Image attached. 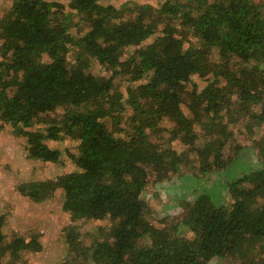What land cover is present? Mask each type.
<instances>
[{
    "label": "trees",
    "instance_id": "1",
    "mask_svg": "<svg viewBox=\"0 0 264 264\" xmlns=\"http://www.w3.org/2000/svg\"><path fill=\"white\" fill-rule=\"evenodd\" d=\"M243 119L250 132L264 124V0H11L0 18V122L26 137L30 158L75 165L18 192H60L73 222L110 224L89 245L67 225L62 264H264V133L254 139L261 166L245 168L257 160L232 145ZM171 175H185L193 199L179 222L156 226L145 192ZM216 182L213 200L205 187ZM3 224L0 215V264L40 251L34 234L6 241Z\"/></svg>",
    "mask_w": 264,
    "mask_h": 264
},
{
    "label": "rangeland",
    "instance_id": "2",
    "mask_svg": "<svg viewBox=\"0 0 264 264\" xmlns=\"http://www.w3.org/2000/svg\"><path fill=\"white\" fill-rule=\"evenodd\" d=\"M56 1L67 4L69 0ZM255 1L259 2L263 0ZM10 3L11 0H0V18L7 12ZM104 3L112 4L117 8L121 7L122 4H128V6L149 4L157 7L160 4V0H104ZM72 31L79 35L82 33L83 28L80 27V30L73 28ZM93 72L101 75H109V72L100 70L97 64L94 65ZM193 80L199 86L204 85V81L198 76H194ZM119 84L120 90L125 94L126 82L121 81ZM129 115V109H127L124 113V119L126 120ZM246 123L252 124L247 119H243L232 125L234 131L232 145L240 142L247 148L245 149V154L250 157L252 156V158L255 157L257 162L255 160L241 162L245 168L246 166L253 168L257 164L260 165L256 157L258 147L254 143V139L259 140L260 136L264 133V124H261V126L253 125V130L251 131L253 134H251L247 128L243 127ZM68 139L64 140V144L59 145V147L69 146L74 143ZM49 144L53 146L51 142ZM174 146L179 147L177 143ZM74 151L75 149H72V152ZM225 152L226 150H224V154ZM190 160L193 161V168L194 164L196 165V160ZM74 169L75 165L71 159H65V164L60 165L47 164V162L44 163L30 158L26 150V137L15 135L10 125L0 122V215H3L4 219L3 232L5 234V240H12L16 235L30 237L34 234L42 245L38 252L23 253L16 264H62L67 258L68 246L65 242L64 232L66 230L64 228L69 224L77 225L79 239L85 245H89L95 237L99 236V238H103L101 235L104 234L103 230L109 229L110 224L106 219L94 221L77 220L73 222L69 214L62 209L60 192L55 193L51 198L44 201H34L32 198L20 194L17 190V185L21 182L53 179L63 172L65 173ZM229 169V172L225 171L218 175H222L221 178L225 179L233 173V170L235 171L236 166L232 163ZM199 174L202 175L200 172ZM184 176L177 179L176 175H171L168 179H163L156 184L154 182L150 183L148 190L145 192V197L151 208L150 220L154 225L164 226L171 223L174 224L182 218L186 201L189 202L193 199L191 190L183 188L182 181ZM197 180L198 178H191L188 186L197 185ZM201 183H203L202 180H199V188L202 187ZM218 183L221 184V182H216L215 184H207L205 187L206 189L210 186L209 191L212 194L213 200L212 189L217 191L218 188H221ZM181 228L183 229V227ZM183 231V235L191 236L185 230ZM209 264L256 263L252 261L242 263L235 259L234 256H231L227 258H214Z\"/></svg>",
    "mask_w": 264,
    "mask_h": 264
}]
</instances>
